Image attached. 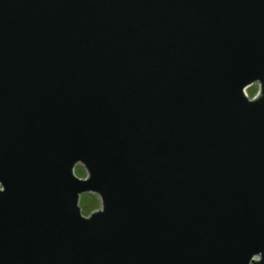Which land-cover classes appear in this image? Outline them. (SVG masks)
<instances>
[{"label": "water", "instance_id": "water-1", "mask_svg": "<svg viewBox=\"0 0 264 264\" xmlns=\"http://www.w3.org/2000/svg\"><path fill=\"white\" fill-rule=\"evenodd\" d=\"M0 264H264V0H0Z\"/></svg>", "mask_w": 264, "mask_h": 264}, {"label": "rangeland", "instance_id": "rangeland-1", "mask_svg": "<svg viewBox=\"0 0 264 264\" xmlns=\"http://www.w3.org/2000/svg\"><path fill=\"white\" fill-rule=\"evenodd\" d=\"M256 91H257L256 84H252L245 89V92L248 97L254 96ZM73 171L74 174L80 178H83L85 176L83 169L79 165H76ZM78 205L80 207L81 214L86 216L90 211L97 209L99 207V200L95 195L84 193L79 196Z\"/></svg>", "mask_w": 264, "mask_h": 264}, {"label": "flooded vegetation", "instance_id": "flooded-vegetation-1", "mask_svg": "<svg viewBox=\"0 0 264 264\" xmlns=\"http://www.w3.org/2000/svg\"><path fill=\"white\" fill-rule=\"evenodd\" d=\"M91 195H93V194H91Z\"/></svg>", "mask_w": 264, "mask_h": 264}]
</instances>
